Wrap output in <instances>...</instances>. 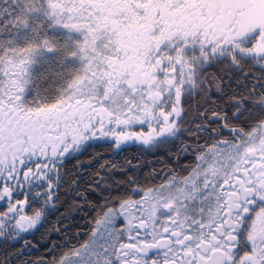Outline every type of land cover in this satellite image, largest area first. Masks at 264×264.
<instances>
[{
	"label": "snow or ice",
	"instance_id": "obj_1",
	"mask_svg": "<svg viewBox=\"0 0 264 264\" xmlns=\"http://www.w3.org/2000/svg\"><path fill=\"white\" fill-rule=\"evenodd\" d=\"M0 264H264V0H0Z\"/></svg>",
	"mask_w": 264,
	"mask_h": 264
}]
</instances>
